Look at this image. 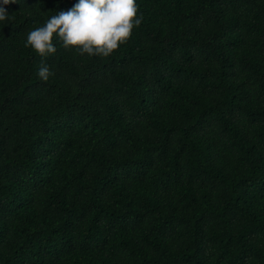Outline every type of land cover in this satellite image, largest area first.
<instances>
[{"label":"trees","instance_id":"trees-1","mask_svg":"<svg viewBox=\"0 0 264 264\" xmlns=\"http://www.w3.org/2000/svg\"><path fill=\"white\" fill-rule=\"evenodd\" d=\"M0 23V264H264V0H136L108 58Z\"/></svg>","mask_w":264,"mask_h":264},{"label":"clouds","instance_id":"clouds-1","mask_svg":"<svg viewBox=\"0 0 264 264\" xmlns=\"http://www.w3.org/2000/svg\"><path fill=\"white\" fill-rule=\"evenodd\" d=\"M12 3L15 0H0V23L9 21L4 6ZM142 21L136 0H77L71 9L30 30L25 47L42 58L37 75L47 82L54 72L43 60L56 53L57 41L80 56L108 58L129 42Z\"/></svg>","mask_w":264,"mask_h":264}]
</instances>
